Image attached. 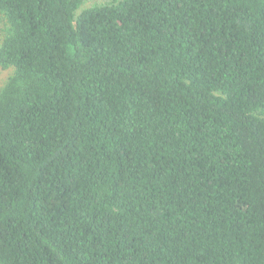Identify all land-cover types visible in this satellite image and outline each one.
<instances>
[{"label":"trees","instance_id":"obj_1","mask_svg":"<svg viewBox=\"0 0 264 264\" xmlns=\"http://www.w3.org/2000/svg\"><path fill=\"white\" fill-rule=\"evenodd\" d=\"M0 23V264H264V0Z\"/></svg>","mask_w":264,"mask_h":264},{"label":"rangeland","instance_id":"obj_2","mask_svg":"<svg viewBox=\"0 0 264 264\" xmlns=\"http://www.w3.org/2000/svg\"><path fill=\"white\" fill-rule=\"evenodd\" d=\"M98 0H83V7L87 8L92 6ZM4 24L0 23V42L4 35ZM12 74V69H3L0 67V88L5 84L8 77Z\"/></svg>","mask_w":264,"mask_h":264}]
</instances>
